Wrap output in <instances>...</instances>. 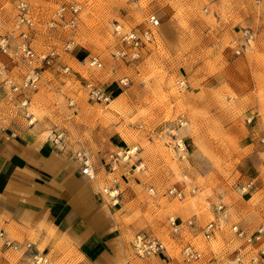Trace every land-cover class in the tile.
<instances>
[{
    "label": "rangeland",
    "instance_id": "374dc122",
    "mask_svg": "<svg viewBox=\"0 0 264 264\" xmlns=\"http://www.w3.org/2000/svg\"><path fill=\"white\" fill-rule=\"evenodd\" d=\"M0 66V120L62 132L51 142L79 165L86 150L98 193L123 204L117 264H264V232L247 239L264 227V0H0ZM138 233L165 250L139 254ZM0 264H31L30 251L0 238Z\"/></svg>",
    "mask_w": 264,
    "mask_h": 264
},
{
    "label": "crops",
    "instance_id": "0c3cea01",
    "mask_svg": "<svg viewBox=\"0 0 264 264\" xmlns=\"http://www.w3.org/2000/svg\"><path fill=\"white\" fill-rule=\"evenodd\" d=\"M4 120L0 228L10 238L32 239L56 263L117 264L125 255L123 204L98 193L96 182L52 140Z\"/></svg>",
    "mask_w": 264,
    "mask_h": 264
},
{
    "label": "built area",
    "instance_id": "2783aa9c",
    "mask_svg": "<svg viewBox=\"0 0 264 264\" xmlns=\"http://www.w3.org/2000/svg\"><path fill=\"white\" fill-rule=\"evenodd\" d=\"M64 7H60L58 10V15H62L61 10H63ZM149 20L151 24L155 25L158 23V19L154 14H151L149 16ZM122 43L125 45H129L133 48L131 52V58H138L139 57V48L142 43V36L141 34L134 29L128 30L124 32L121 35ZM25 49V54L32 56L33 53L30 50V48H24ZM126 53V48L125 46H122L119 48L115 55L116 56H125ZM89 65L93 66H100L101 62L98 61L97 58H92L88 61ZM2 67L0 66V72H1ZM36 76L33 78H29L31 82L35 80ZM123 83H126V80L123 78L121 79ZM28 83V80H25L24 85ZM91 93L96 96L97 98H104L107 99V96L105 95V92L101 88L97 87H91L90 88ZM63 139L62 132H57L53 134L51 140L56 143V142H61ZM76 155L78 159L80 160V165H81V171L85 173L86 175L92 176L91 173V165H90V158L86 150L79 149L76 152ZM170 193H175L176 196H180L181 192L176 190L175 188H170L169 189ZM169 226L172 230L173 233L177 234L180 229L181 225L173 218V216L169 217L168 220ZM217 228V223L214 220L209 221L204 227H203V234L205 237H210V235L216 230ZM232 229L239 235L243 236L245 235V231L241 228H239L236 224L232 226ZM262 232H264V227L259 228L256 230V233L253 234V236H247L248 240L252 239H258L262 235ZM0 238L3 239L4 243L7 246L13 247L14 249H18L20 246H24L27 251H30V259H31V264H50V260L47 256V254L41 250L38 249L36 245H34L32 242H25L21 243L19 241L13 240L10 237L7 236L5 230L3 228H0ZM133 245L135 250L142 255H151L155 254L158 252H161L165 250V244L162 242L161 239H159L156 236L149 235V234H141L138 233L134 237ZM186 253L189 257H194L196 258L198 256V252L192 250L190 246H187L185 248ZM236 264H241L240 260Z\"/></svg>",
    "mask_w": 264,
    "mask_h": 264
}]
</instances>
